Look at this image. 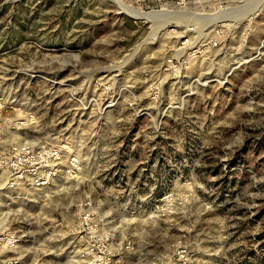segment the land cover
<instances>
[{
	"label": "rangeland",
	"instance_id": "1",
	"mask_svg": "<svg viewBox=\"0 0 264 264\" xmlns=\"http://www.w3.org/2000/svg\"><path fill=\"white\" fill-rule=\"evenodd\" d=\"M0 136L81 163L38 190L0 172L21 264H81L83 202L121 264L178 240L189 264H264V0H0Z\"/></svg>",
	"mask_w": 264,
	"mask_h": 264
},
{
	"label": "built area",
	"instance_id": "2",
	"mask_svg": "<svg viewBox=\"0 0 264 264\" xmlns=\"http://www.w3.org/2000/svg\"><path fill=\"white\" fill-rule=\"evenodd\" d=\"M1 171L7 175L8 188L38 190L48 188L62 174L68 181L77 180L81 163L76 156L65 157L61 150L49 145L10 144L0 149ZM67 230L77 243L81 264H121L112 246V234L104 229L90 202L77 207ZM21 242L22 235L18 232L0 230V264H21L22 258L16 254ZM170 249L169 255L153 259L150 264H189L188 248L183 241L172 243ZM34 264L43 263L37 260Z\"/></svg>",
	"mask_w": 264,
	"mask_h": 264
},
{
	"label": "bare ground",
	"instance_id": "3",
	"mask_svg": "<svg viewBox=\"0 0 264 264\" xmlns=\"http://www.w3.org/2000/svg\"><path fill=\"white\" fill-rule=\"evenodd\" d=\"M141 16H143L142 14H140ZM139 15V16H140ZM150 14H146V16H149ZM138 16V17H139ZM190 17H192V19H193V16H191V15H189V14H185V13H182V14H178V15H176V17L175 18H177V19H175V20H178V22H176L177 23V25L178 24H182L183 23V21L184 22H186V21H189L190 20ZM203 18V17H202ZM222 22V21H221ZM220 22V23H221ZM168 23V22H167ZM218 23V22H217ZM166 24V23H165ZM222 25V24H221ZM165 28L163 29V30H166V25L164 26ZM210 27V26H209ZM214 27H216V25L214 26ZM218 27H220V26H218ZM217 27V28H218ZM224 27V26H223ZM188 27L186 26L185 27V31L184 32H182V33H180V34H187V33H189V34H191L192 32L190 31V30H188L187 29ZM221 28H222V26H221ZM211 29V28H210ZM193 31V30H192ZM168 32V31H167ZM165 33V35L166 36H169V35H178L179 33H177V31L176 30H173V31H170L169 33ZM212 31H210V33H211ZM202 37V36H201ZM200 38V37H199ZM199 38H198V41H200L199 40ZM203 39V38H202ZM204 40V39H203ZM198 41H197V44H198ZM205 41V40H204ZM204 43H203V41H202V44L201 45H199V47H196V45L193 47V48H195L194 50H192L191 51V53H189L187 56H188V58H194L195 56H197V55H201L202 56V51H201V49H202V47L205 45H203ZM189 48V47H188ZM184 49V48H183ZM187 50V49H186ZM191 50V49H190ZM178 51V50H177ZM181 51V50H180ZM181 54V53H180ZM205 54V53H204ZM200 56V57H201ZM185 58V57H184ZM197 59V58H196ZM202 60V59H201ZM195 61V60H194ZM192 62V61H191ZM221 79V78H220ZM225 79V78H224ZM204 84V83H203ZM203 84H201V85H203ZM13 139H15V140H20L19 138H18V136L16 135H14L13 136ZM25 143H28V142H25ZM1 173H4V174H2L3 176H4V178H6V185H7V181H8V178H7V175H6V173L5 172H3V171H1ZM3 185V184H2ZM18 255V254H17Z\"/></svg>",
	"mask_w": 264,
	"mask_h": 264
},
{
	"label": "water",
	"instance_id": "4",
	"mask_svg": "<svg viewBox=\"0 0 264 264\" xmlns=\"http://www.w3.org/2000/svg\"><path fill=\"white\" fill-rule=\"evenodd\" d=\"M138 20H140V19H138Z\"/></svg>",
	"mask_w": 264,
	"mask_h": 264
}]
</instances>
